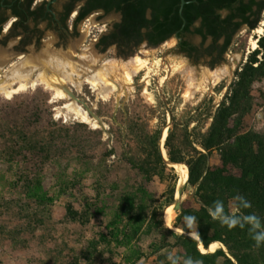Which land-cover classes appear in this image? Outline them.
Returning a JSON list of instances; mask_svg holds the SVG:
<instances>
[{"label":"rangeland","instance_id":"1","mask_svg":"<svg viewBox=\"0 0 264 264\" xmlns=\"http://www.w3.org/2000/svg\"><path fill=\"white\" fill-rule=\"evenodd\" d=\"M112 21L111 16L97 18L94 26L85 27L80 35L78 57L66 60L78 71L85 56L93 50L98 59L92 62L91 71L109 66L110 59L128 61L136 57L145 64L138 72L128 73L130 83L116 86L107 98L85 82L80 86L66 84L99 120L88 112L89 119L76 115L65 106L73 101L69 96L59 98L40 82L10 98L0 94V264H128L127 260L134 264H170L169 253L180 257L181 264L189 256L202 264H237L219 242H212L206 249L200 239H191L183 229L184 216L199 209L195 187L188 184L186 163L193 154L207 153L198 143L189 145L188 139L191 132L199 138L207 130L238 73L254 59H257L254 66L263 64L249 87L251 107L238 112L231 121L241 131L264 130V31L257 49L253 50L249 38L254 36V30L243 26L234 36L225 60L212 69L205 63L207 58L194 62L178 54L176 37L157 47L141 44L128 57L115 46L104 52L95 48L94 43ZM262 23L264 11L259 26ZM190 39L197 45L202 42L196 35ZM209 44L207 40L205 46ZM9 63L7 60L2 66V72L23 68L21 64L11 67ZM54 67L46 73L64 72L61 66ZM225 68L229 72L218 81H202L203 73ZM76 78L73 75L74 81ZM196 82H200V88L192 92ZM168 128L172 136L168 140L167 133L162 145V135ZM24 135L30 137L28 146L21 143ZM156 140L158 152L167 165H176V180L168 171L149 177L138 174L139 168L134 163L154 155ZM162 146L166 156L161 152ZM168 150L182 157L183 162L169 161ZM66 165L70 174L77 170L79 175L73 176L74 187L62 189L55 176L61 175ZM214 167H221L229 177L247 175L244 168L224 164L220 151L207 157L206 168ZM85 169L89 170L87 175L81 173ZM26 179L41 189L44 203L39 204L26 195L23 189ZM132 184L147 189L148 214L166 200L168 191L175 185V201L165 209L162 218L164 221L165 212L171 207L169 226L175 232L178 229L179 234L186 233L181 241L177 242L161 229L155 231L150 217L128 249L102 241L108 213L95 202V190L101 185L124 188ZM51 198L53 201H47ZM177 203L180 210L175 208ZM175 223L180 226L175 227ZM166 242L169 245L162 247ZM218 248L227 255L215 254Z\"/></svg>","mask_w":264,"mask_h":264},{"label":"trees","instance_id":"2","mask_svg":"<svg viewBox=\"0 0 264 264\" xmlns=\"http://www.w3.org/2000/svg\"><path fill=\"white\" fill-rule=\"evenodd\" d=\"M121 1H126L124 7L118 5L123 11V21L117 26V31L113 32V37L124 41L121 45L128 46L133 38H139L138 43L147 40L150 45L158 46L176 37L178 54L194 62L207 58L205 63L212 69L225 60L234 36L243 26L250 30L259 26L264 11V0H186L187 3L182 8L181 0ZM192 35L202 39L200 45L191 41ZM104 39L103 36L100 43H103ZM207 40H210V44L205 46ZM256 62L257 59L251 60L250 64L238 73L236 82L218 107L207 130L199 134V138L191 132V138L188 139L189 145L198 143L207 152L191 155L186 163L189 169L188 184L195 187L194 195L199 204V209L191 216L197 218V231L201 243L208 249L212 242H219L237 264H264V244L259 248L255 246L248 226L244 228L237 226L229 230L219 220H213L208 213V207H211L214 201L221 200L225 212L230 213L237 204L234 197L240 194L252 205L251 208L241 211L244 214L255 213L264 222V130L241 131L239 125L232 124L231 121L238 112L248 111L251 107L249 87L255 79V73L263 64L261 62L254 66ZM171 136L172 131L168 135V140ZM29 138L28 135H24L21 143L28 146ZM153 148V156L134 163L139 168L138 174L149 177L156 172L168 171L176 180L175 169L168 166L158 152L157 140ZM214 151L221 152L224 164L244 168L247 171L246 177H229L221 167L206 168L207 157ZM168 158L173 163L183 162L182 157L169 150ZM68 168L66 165L61 175L55 176L62 189L74 187L76 181L73 176L79 175L77 170L70 174ZM88 171L85 169L81 173L87 175ZM207 176L211 178L207 179ZM23 181L26 195L39 204L44 203L45 195L41 189L36 184H29V179ZM175 192L174 185L168 191L166 200L148 214L145 202L147 189L142 185L132 184L124 188L119 185L99 186L95 190V202L108 213L105 217L106 233L101 235L102 241L108 244L114 242L119 247L128 249L133 237L144 229L149 217L152 220L151 227L155 231L161 229L176 238L177 242L181 241L183 234L165 228L162 218L165 209L174 203ZM47 201H53V198ZM231 202L234 204L233 208ZM181 215L177 221L181 219ZM174 226L179 227L180 224L175 223ZM183 229L189 232L186 227ZM166 245H169L168 242L162 247ZM226 252L218 248L215 254L227 255ZM127 261L128 264H134V261Z\"/></svg>","mask_w":264,"mask_h":264},{"label":"flooded vegetation","instance_id":"3","mask_svg":"<svg viewBox=\"0 0 264 264\" xmlns=\"http://www.w3.org/2000/svg\"><path fill=\"white\" fill-rule=\"evenodd\" d=\"M125 3L121 0H0V54L10 61L11 67L21 64L31 75L44 67L48 71L50 58L54 62L56 57L77 58L85 27L94 26L97 18L110 16L113 21L94 43L95 48L104 52L115 46L128 57L144 42L157 47L147 40L138 43L139 38L124 46L122 39L113 37L123 21V11L118 5L124 7ZM103 36L104 42L100 43Z\"/></svg>","mask_w":264,"mask_h":264},{"label":"bare ground","instance_id":"4","mask_svg":"<svg viewBox=\"0 0 264 264\" xmlns=\"http://www.w3.org/2000/svg\"><path fill=\"white\" fill-rule=\"evenodd\" d=\"M263 31L264 23L254 29V36H251L249 38L253 50L257 49L259 38L261 37V35H263ZM97 59L98 58L94 51L90 50L89 54L85 56L80 70L76 71L74 69V65L67 63L66 60L56 57V62H54V60L52 61V59L50 58V61L47 62V65L53 67L54 69V66H56L57 69L58 66H61L60 70H63L64 72L62 71L63 73H60V75H56L54 73L47 74L44 67V70H41L39 73H37L35 78H32L31 72L26 67L11 69L6 73L2 72L3 67L1 63L3 60H5V58L0 54V74L3 75V79L5 78V80L0 82V94H3L6 97L10 98L14 94L23 91L27 87L34 86L35 84L40 82L51 88L57 97L68 98V95L64 90V87H66L67 83H76L78 86H80L85 82L89 84L94 91H98V93L103 98H107L116 89V86L130 83V80L127 78L128 73H136L145 65L143 62L139 63L136 57H133L128 61L110 59L108 61L109 66L105 68H96L93 71L89 70L92 66V62L97 61ZM66 68H68V71H65ZM119 69L121 71L120 73L117 72V70ZM228 72V69L225 68L217 71H211L210 73H203L202 81L206 82L210 79L218 81L219 79L223 78ZM83 74H85L84 79L82 78ZM73 75L77 76V78L75 79L76 81H74ZM200 85V82H196L193 85L192 92L197 91L200 88ZM65 106L76 115L81 116L84 120L89 119L87 111L84 110L82 106L77 102L68 101ZM166 137L167 130H165L162 135V145ZM161 152L163 156H166V151L163 146L161 147ZM183 172L185 174L186 170H183ZM165 213L168 215L170 223L172 219L171 207H169Z\"/></svg>","mask_w":264,"mask_h":264},{"label":"clouds","instance_id":"5","mask_svg":"<svg viewBox=\"0 0 264 264\" xmlns=\"http://www.w3.org/2000/svg\"><path fill=\"white\" fill-rule=\"evenodd\" d=\"M237 204L234 206V210L230 213H226L224 210V204L221 200H216L213 202L211 207H208V213L213 220H219L223 226H226L229 230L239 226L244 228L248 226L249 234L251 238L255 241V246L259 248L264 244V222L255 213L244 214L241 210L251 208V202L248 201L244 196L237 194L234 197ZM184 224L186 229L190 230L187 235L191 239H201L200 234L197 231L198 222L195 216L186 215L184 216ZM164 227L170 228L169 217L165 213L164 216ZM179 232V230H176ZM186 234V233H182ZM170 264H181V258L174 256L171 253L167 257ZM183 264H202L201 260L193 259L192 257H187L183 259Z\"/></svg>","mask_w":264,"mask_h":264},{"label":"water","instance_id":"6","mask_svg":"<svg viewBox=\"0 0 264 264\" xmlns=\"http://www.w3.org/2000/svg\"><path fill=\"white\" fill-rule=\"evenodd\" d=\"M187 3V1L186 0H181V8L183 7V5H185ZM144 45H148L147 44V42H144L143 43ZM6 62H7V60H3L2 61V66L4 65V64H6ZM3 80H5V78L3 79V77L2 78H0V82L1 81H3ZM64 90L66 91V93H67V95L71 98V100H73V101H75V102H77L78 104H80L87 112H88V114L90 115V116H92V117H94V118H96V119H98L99 120V118L94 114V112L91 110V108L88 106V104L86 103V102H84V101H82L79 97H77L73 92H72V90H70L69 88H67V87H64ZM101 125L103 126V124L101 123ZM171 132V129L170 128H168L167 129V133H170ZM171 168L172 169H175V166L174 165H171ZM181 191H179V195L181 196ZM180 204L179 203H177L176 204V206H175V208H176V210H180Z\"/></svg>","mask_w":264,"mask_h":264}]
</instances>
